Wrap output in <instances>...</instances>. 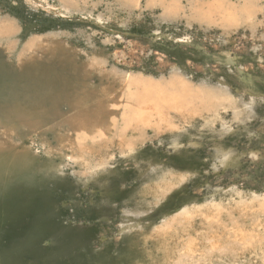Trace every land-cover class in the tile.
Instances as JSON below:
<instances>
[{
	"label": "rangeland",
	"instance_id": "rangeland-1",
	"mask_svg": "<svg viewBox=\"0 0 264 264\" xmlns=\"http://www.w3.org/2000/svg\"><path fill=\"white\" fill-rule=\"evenodd\" d=\"M88 66L109 82H182L224 105L173 132L147 129L93 178L66 157L59 173L34 163L8 175L0 264H137L155 254L143 233L212 206L223 210L219 230L264 232L252 206L264 201V0H0V104L33 67L59 91ZM23 147L42 162L54 142L43 131ZM166 174L176 184L167 193L141 194Z\"/></svg>",
	"mask_w": 264,
	"mask_h": 264
},
{
	"label": "bare ground",
	"instance_id": "bare-ground-1",
	"mask_svg": "<svg viewBox=\"0 0 264 264\" xmlns=\"http://www.w3.org/2000/svg\"><path fill=\"white\" fill-rule=\"evenodd\" d=\"M36 71L28 70L23 79L27 84L21 83L13 98L0 104V181L29 171L34 163L37 172L59 173L55 160L64 157L84 172L85 179L93 178L104 170L114 149L126 153L138 148L147 129L173 132L179 129L177 122L213 114L224 105L216 93L182 82L155 86L109 82L95 76L93 66L84 69L79 84L55 91L47 76L42 85L37 82ZM43 131L52 135L54 148L40 162L23 146ZM175 185L166 174L148 183L141 194L158 199ZM252 206L264 216V201ZM222 215L221 208L212 206L149 229L138 241L141 247L151 242L155 254L137 264H239L244 256L254 259L241 264H264V232L238 225L219 230L221 223L215 224Z\"/></svg>",
	"mask_w": 264,
	"mask_h": 264
}]
</instances>
